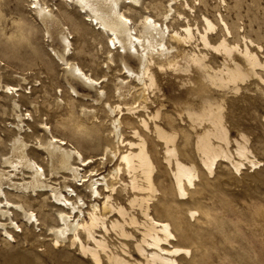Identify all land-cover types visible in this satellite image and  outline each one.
I'll list each match as a JSON object with an SVG mask.
<instances>
[{
  "label": "bare ground",
  "instance_id": "bare-ground-1",
  "mask_svg": "<svg viewBox=\"0 0 264 264\" xmlns=\"http://www.w3.org/2000/svg\"><path fill=\"white\" fill-rule=\"evenodd\" d=\"M29 1L43 26L49 56L61 66L67 96L74 101L91 100L100 111L107 112L117 147L127 148L122 153L104 148L98 163L102 168L108 158L119 159L122 165L114 166L109 177L94 168L87 170L94 159L54 133L47 118L43 119L41 105L32 97V86H26L28 79L17 72L6 75L0 60V108L9 118L7 136L0 137V237L4 243L15 242L17 232L23 231L21 223L39 228L41 221L28 202L48 196L56 211L55 220L46 225L47 237L50 235L54 246H76L96 264H103V260L108 264H178L176 257L189 250L174 246L176 235L170 224L151 214L157 191L156 164L146 136L139 130L132 128L133 139H125L122 112L133 117L139 109L144 110L138 121L162 144L163 161L171 170L181 200L188 198L186 188L192 187L198 176L196 166L179 156V132L173 128V116L162 112V103L153 109L147 105L151 97H166L162 81L168 77L176 78L178 88L174 93L184 94L183 99L172 102L171 108L184 125L185 139L192 134L194 154L209 174L223 161L236 173L246 163L258 166L260 161L250 146L249 135L238 130L232 137L226 105L230 94L250 91L245 83L251 79L262 84L255 83L253 92L264 99V77L258 72L264 71V60L257 52L262 46L245 35L242 43L231 42L230 27L220 13L218 21L224 33L212 40L211 33L218 31L216 23L202 13V30L191 25L179 0H60L62 7L56 11L45 0ZM220 2L222 5L225 0ZM185 7L192 8L187 0ZM178 17L184 20L181 26L173 24ZM71 19L79 20L85 27V40L95 42L96 50L103 55L98 68L118 73L112 90L118 103L111 104L102 87L107 76L95 78L77 61L73 36L77 29ZM210 55L219 60L218 65L212 63ZM8 77L13 83L6 81ZM62 96L60 90L54 101L56 113L65 110ZM22 99H26L29 110L24 109ZM79 112L84 123H76V128L88 124L93 129L103 124L96 109L80 105ZM127 123L133 124L129 120ZM123 170L129 177L127 182L121 180ZM98 174L101 176L94 178ZM119 185L132 193L127 206L113 200ZM77 187H82L89 204ZM135 209L142 220L135 216ZM253 218L264 230L263 207L256 209ZM132 227L139 238L128 229ZM110 233L119 239L118 245L108 241L106 235ZM128 239H134L131 245L139 258L130 254Z\"/></svg>",
  "mask_w": 264,
  "mask_h": 264
},
{
  "label": "rangeland",
  "instance_id": "rangeland-1",
  "mask_svg": "<svg viewBox=\"0 0 264 264\" xmlns=\"http://www.w3.org/2000/svg\"><path fill=\"white\" fill-rule=\"evenodd\" d=\"M45 1L54 11L62 7L60 0ZM179 2L188 12L191 25H197L202 30L204 24L202 13L207 14L216 23L218 31L211 33L212 40H216L224 33L218 21V13L222 14L231 30L229 40L242 43V35L251 38L262 46V50L257 52L264 60V0H225L222 5L220 0H199V3L196 0H187L192 6L191 9L185 7V0H179ZM195 7L199 9L196 10ZM0 11L3 14L0 17V60L5 64L3 69L6 75L17 72L25 76L29 82L26 86H32V97L41 105L43 119L47 118L54 133L70 141L82 151L85 157L94 159L86 167L87 170L94 168L97 169V173L109 177L107 174L114 166L122 167V165L119 159L115 161L108 158L102 168L98 163L104 148L109 146L112 150L119 149L118 153L124 152L127 148L126 146L117 147L111 136L113 131L109 125L111 116L107 112L100 111L101 109L91 100L74 101L67 96L61 66L49 56V46L44 36L43 26L36 18L29 0H0ZM71 24L76 27L77 31H75L81 36L79 39L76 32H73L77 61L95 78L104 74L107 76L108 81L103 82L102 87L108 94L109 102L113 105L118 103L112 92L118 73L98 68L103 55L96 50L95 42L85 40V27L81 26L78 19H71ZM173 24L181 26L184 20L178 17ZM210 58L214 65L219 64L217 58H213L212 55ZM258 72L264 77L263 70ZM6 81L13 83L9 77ZM255 83L262 85L258 80L251 79L245 83L250 91L242 90L238 95L230 94L227 98L226 116L232 137L236 136L238 130L249 135L250 146L260 161L258 166L253 167L246 163L237 173L225 161L218 163L211 174L201 165L198 155L194 154L196 152L193 148L192 134L188 133V140L185 139L184 125L180 122L175 110L171 108L172 102L184 98V94L178 96L174 93L178 88L175 77H168L162 81V91L166 97L150 98L147 104L149 109L159 107V103H162V112L173 116V128L179 132L177 146L179 156L196 166L198 176L193 186L186 188L188 198L184 200L178 196L171 170L163 161L162 144L156 141L153 134L145 130L138 121L139 116L145 115L144 110L139 109L133 117L128 116L125 110L122 112V130L125 139L127 137H129L127 139H133L132 128L139 130L144 137L146 136L150 153L156 164L154 184L157 191L151 214L156 219L170 224L176 235V240L172 241L174 246L189 250V253H182L176 257L178 264H264V230L257 227V221L253 218L258 207L264 208V122L262 120L264 99L260 94L253 92ZM78 89L84 92L82 87ZM170 89L174 91L171 92ZM60 90H63L65 110L62 113H56L54 101L59 96ZM22 103L24 109L29 110L26 99H22ZM80 105L96 109L103 124H98L93 129L88 124L76 128V123H84L79 116ZM2 109L3 107L0 108V137L6 138L5 125L9 118ZM128 120L133 124L129 125ZM107 134L109 136H106ZM99 174L94 178H99L101 176ZM120 177L123 182L129 179L125 170ZM127 190L129 189L124 190L123 186L119 185L113 196L114 202L127 206L126 202L132 194L130 190ZM76 191L84 194V199L89 204L90 199L82 187H77ZM101 201L99 199L98 203ZM28 204L37 213L41 225L39 228L25 225L17 218L22 224L23 231L17 232L15 242L4 243L0 237V264H96L89 257L81 254L76 246H70L68 243L54 246L50 235L47 237L46 225L54 221L56 215L48 196H39L37 201H29ZM135 210L133 212L140 220L142 216ZM189 210L194 212L193 215L188 214ZM85 217L87 218L86 212ZM132 228L128 229L135 234L134 236L137 235L136 238H139L138 232ZM109 235H106L111 238L107 237L108 241L118 245L119 239L115 234ZM41 237H43L42 240L39 239ZM126 242L130 254L139 258L133 246L134 239H128ZM103 264L108 263L103 260Z\"/></svg>",
  "mask_w": 264,
  "mask_h": 264
}]
</instances>
